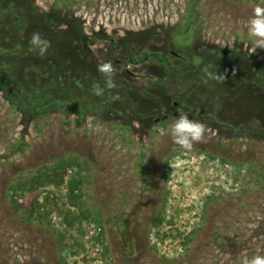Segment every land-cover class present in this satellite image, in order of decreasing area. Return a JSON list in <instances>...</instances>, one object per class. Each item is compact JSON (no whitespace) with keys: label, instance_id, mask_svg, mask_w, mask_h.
Returning <instances> with one entry per match:
<instances>
[{"label":"rangeland","instance_id":"374dc122","mask_svg":"<svg viewBox=\"0 0 264 264\" xmlns=\"http://www.w3.org/2000/svg\"><path fill=\"white\" fill-rule=\"evenodd\" d=\"M191 1L4 0L0 65L58 106L45 116L22 111L8 99L18 101L20 86L0 87V264H244L264 256V49L252 52L246 27L264 0H199L196 21ZM24 14L29 23L19 25ZM60 18L73 23L58 27L62 39L51 43L46 30V55L31 51L43 20ZM78 27L90 35V54L75 53L84 50ZM146 50L168 52L178 68L135 62ZM232 55L226 80L207 77L209 62ZM105 62L117 87L97 96ZM180 111L209 129L190 152L171 137ZM178 156L187 164L173 170ZM63 160L81 168L70 167L62 185L13 193ZM75 175L88 218L69 226L64 214L80 212L67 198ZM37 200L52 209L42 221L26 214Z\"/></svg>","mask_w":264,"mask_h":264},{"label":"trees","instance_id":"16d2710c","mask_svg":"<svg viewBox=\"0 0 264 264\" xmlns=\"http://www.w3.org/2000/svg\"><path fill=\"white\" fill-rule=\"evenodd\" d=\"M12 1V0H11ZM14 2L17 3V5L19 3H21V6H25V2L26 0H13ZM19 2V3H18ZM200 3L199 0H192L191 1V7L189 8V15L192 17L191 19H194L196 21V19L199 17L197 14L199 12V6L198 4ZM4 0H0V10L4 9ZM19 10V9H18ZM12 13H16L13 12V10L9 11V15L11 16ZM26 13V12H25ZM16 16V15H15ZM190 19V20H191ZM30 18H27V16L24 14L22 16V18H19L18 23L19 25L25 21V23H29ZM44 23L47 25H42L39 29L37 28L36 30L41 31V36L43 37L44 33L46 30H49L52 32V38H51V43H53L54 41H59V39H62V32H64L62 29H59L58 27L67 24V23H72V21L66 19V18H60L58 19L56 22L52 21L50 19H44L43 20ZM193 21V22H195ZM192 21H190L187 25H184V28L180 31V32H189V30L192 27L193 24ZM73 25V23H72ZM49 26V27H48ZM50 27H53L52 29ZM79 29H77L76 31V35H74L77 38V42L76 46L77 47H83L84 50H80L75 52L76 54L83 55V52L86 53H91L87 47H85V43L87 41H85L87 38L90 37V35L86 34L83 29L81 27H78ZM72 30V29H71ZM23 40H30L29 38L27 39V36H21L20 39ZM75 46V47H76ZM76 47V48H77ZM69 51V50H67ZM70 52V51H69ZM72 53V52H70ZM75 53L69 54L68 57H74ZM135 52L131 51V56L134 54ZM235 56H224L223 58L219 59L218 62H209L208 65L211 66L209 67V69H211L214 73H221L222 69L224 68L225 65L224 62L226 61H234ZM178 61H184L185 58L182 57H177ZM28 60H30V58H28ZM39 60V59H36ZM155 62L157 64H162V65H168V66H173V63L171 61L170 56L168 55V52L163 51V53L157 52V51H143L141 53V57L138 60H135V62L137 63H143V64H147L149 62ZM230 64V63H229ZM30 66V63L28 64ZM26 65V66H28ZM41 65H45V63L43 62V64ZM79 66V64L77 62H75V67ZM174 69H177V66H173ZM254 69H256L257 72V76L258 79H260V69L258 66V63H254ZM0 76H1V80L2 82L0 83V87L2 88L1 90H3L4 92L7 91L8 92V87L11 86L12 84H18L20 86L19 91H15V97H18V101L16 102V100L14 98H10L8 97V99L11 100V102H13L17 108L19 110L22 111H26L29 113H37L39 115H46L49 112H51L53 109L56 108L57 105V101H50L48 102V100L46 99L45 96H41L42 95V91L39 92V95H33V91H30V85L24 81H20L19 78L16 80L15 76L12 74L11 70H9L7 67H4L3 65H0ZM15 80V81H14ZM34 88V87H33ZM31 88V89H33ZM6 93V92H5ZM26 96H30V98H24ZM33 98V99H32ZM27 102L28 105H25V103ZM38 102V103H37ZM42 104H41V103ZM40 103V104H39ZM168 165V163H165V166ZM70 167H74V168H81V162L79 161H74V160H63L62 162L58 163L57 165H54L53 169L50 170V172L48 171V169H46L43 173H40V175L37 176H33L30 181L28 182H24V183H19L16 184L12 189H13V193L17 196V191L20 190H25L27 188L30 189H35L38 188L39 186L45 185V184H54L57 186L62 185L65 182V176H66V172L68 171V169ZM82 179L78 178L76 175L75 177H72L68 182H67V189H68V193H67V198L68 201L70 203L71 206L76 207L77 209H80L79 215L78 216H72L69 215V211L64 214V220L66 221V223L69 226L74 225L75 220H79L81 217L82 218H88V216L85 214L84 210H81V208L83 209L84 206V201H83V192L81 189L82 186ZM14 196V195H13ZM16 196L13 197V204H14V210L15 211H19V203H18V199L16 198ZM49 199L48 197H46V202L45 204L47 205ZM54 205L56 206L57 203L54 202ZM44 206L42 205L39 200H37V202L31 206L30 210L26 213L28 218L31 219H37L38 221H42L44 220L46 217H48V215H50V213H52V209L50 207H47L45 210H42L41 207ZM49 206V205H48ZM99 223L100 220H99Z\"/></svg>","mask_w":264,"mask_h":264},{"label":"clouds","instance_id":"9594fccd","mask_svg":"<svg viewBox=\"0 0 264 264\" xmlns=\"http://www.w3.org/2000/svg\"><path fill=\"white\" fill-rule=\"evenodd\" d=\"M246 27L248 29V35L254 37L252 52L257 49H264V6L256 5L252 9V16L247 21ZM30 50L36 52L43 57L46 55L50 42L44 39L39 32H34L30 40ZM209 67L206 66L204 71L209 79L218 81H224L227 79L226 73H214L209 71ZM98 72H100L105 79V87H101L99 84L93 85V93L97 96H103L105 91H111L117 87L114 82L113 76L115 68L112 62H105L98 65ZM235 72H233V76ZM209 129L207 126L199 121L193 120L183 111L179 112V116L171 127V137L173 143L179 145L185 151L190 152L194 144L202 143L205 140V134ZM187 164V161L181 159L179 156L174 161L169 162L170 167L174 169H180ZM190 183V182H186ZM244 264H264V256L254 255L251 259L245 260Z\"/></svg>","mask_w":264,"mask_h":264},{"label":"flooded vegetation","instance_id":"af4514ba","mask_svg":"<svg viewBox=\"0 0 264 264\" xmlns=\"http://www.w3.org/2000/svg\"><path fill=\"white\" fill-rule=\"evenodd\" d=\"M167 118H168V116L165 115V116H162V117L156 118L155 120H156V122H161V121H165ZM157 119H158V120H157Z\"/></svg>","mask_w":264,"mask_h":264},{"label":"water","instance_id":"95a60500","mask_svg":"<svg viewBox=\"0 0 264 264\" xmlns=\"http://www.w3.org/2000/svg\"><path fill=\"white\" fill-rule=\"evenodd\" d=\"M158 120V119H157Z\"/></svg>","mask_w":264,"mask_h":264}]
</instances>
